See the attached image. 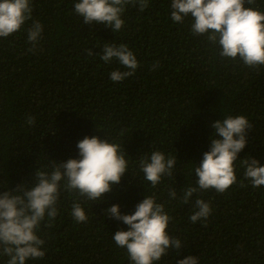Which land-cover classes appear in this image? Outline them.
<instances>
[{
    "label": "trees",
    "instance_id": "trees-1",
    "mask_svg": "<svg viewBox=\"0 0 264 264\" xmlns=\"http://www.w3.org/2000/svg\"><path fill=\"white\" fill-rule=\"evenodd\" d=\"M76 2L32 0V20L0 38V191L30 184L36 169L50 171L51 161L78 158L76 145L85 136L120 145L129 171L104 201L62 190L56 218L46 217L38 231L46 254L27 264H130L112 239L127 225L104 212L118 204L131 214L145 195L164 204L172 217L169 235L184 245L156 264H177L189 255L199 264H264V186H251L242 163L252 157L264 166V66L222 58L218 45L192 33L190 16L183 23L171 20V0H150L143 12L129 5L117 33L83 23ZM245 6L264 12V0ZM33 21L43 25V33L29 51ZM107 43L126 44L135 54L139 67L133 76L110 79L113 70L127 69L100 58ZM237 115L253 126L235 163L237 183L224 193H196L193 200L203 199L212 211L206 221L192 223V204L181 203L183 189L196 186L194 169L210 149L211 125ZM29 116L34 125L27 124ZM152 151L177 158L172 177L155 188L138 164ZM172 189L176 199L169 198ZM74 202L84 208L87 222L71 216ZM6 261L0 257V264Z\"/></svg>",
    "mask_w": 264,
    "mask_h": 264
},
{
    "label": "clouds",
    "instance_id": "clouds-1",
    "mask_svg": "<svg viewBox=\"0 0 264 264\" xmlns=\"http://www.w3.org/2000/svg\"><path fill=\"white\" fill-rule=\"evenodd\" d=\"M149 3L150 0H78L74 11L83 23L101 24L117 33L124 27L122 16L129 5L143 12ZM253 3L254 0H171L170 16L174 23H183L190 16L192 33L206 36L212 45H218L222 58H238L247 67L259 68L264 66V12L245 6ZM32 12V0H0V38L19 32L32 20ZM42 33L43 25L33 21L27 29V41L32 45L29 51L36 50ZM102 47L100 58L104 62L116 60L127 69L113 70V82H122L136 73L138 60L126 44L107 43ZM88 54L94 55L91 49ZM158 66L159 62H154L153 70ZM27 124L34 125L35 117L29 116ZM211 126L214 133L210 149L194 169L196 186L184 188L181 197V203L192 204V223L206 221L212 211L203 199L193 200L196 193H224L237 183L235 163L248 142L247 132L253 127L244 115L227 116ZM76 147L78 158L51 161L50 171L36 169L30 184L24 182L14 190L0 191V257H7L6 264H27L44 258L45 241L38 231L46 217L56 218L62 190L75 192L89 201H104L105 194L120 184L129 171L120 145L106 137L85 136ZM176 162V157L152 151L150 157L140 158L138 164L144 179L155 188L165 176L172 177ZM242 163L244 178L251 186H264V166L252 157L244 158ZM169 198H177L175 189L170 190ZM104 215L127 225V230L116 231L112 239L118 248L126 250L130 264H156L170 251L178 253L184 246L179 238L169 235L172 217L154 196L145 195L131 214L122 213L118 204H112ZM71 216L77 223L88 220L79 202L73 203ZM177 264H199V258L189 255Z\"/></svg>",
    "mask_w": 264,
    "mask_h": 264
}]
</instances>
